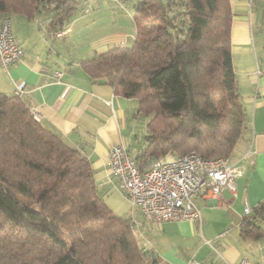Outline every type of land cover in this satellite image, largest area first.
Returning a JSON list of instances; mask_svg holds the SVG:
<instances>
[{"label":"trees","instance_id":"obj_1","mask_svg":"<svg viewBox=\"0 0 264 264\" xmlns=\"http://www.w3.org/2000/svg\"><path fill=\"white\" fill-rule=\"evenodd\" d=\"M95 1V0H94ZM93 1V2H94ZM85 0H0L3 15L51 12L63 28ZM92 5V6H91ZM134 39L80 61L93 81L138 100L147 117L141 171L191 150L231 157L250 130L232 57L231 0H135ZM264 202L240 224L264 236ZM0 264H158L132 216L103 199L89 158L36 119L17 93L0 91Z\"/></svg>","mask_w":264,"mask_h":264},{"label":"crops","instance_id":"obj_2","mask_svg":"<svg viewBox=\"0 0 264 264\" xmlns=\"http://www.w3.org/2000/svg\"><path fill=\"white\" fill-rule=\"evenodd\" d=\"M134 1L95 0L89 10L75 11L63 28L52 31L48 30V7L33 17L11 14L24 56L7 69L0 65V91L15 93L21 87V96L40 114L39 120L89 158L106 204L116 214L132 216L142 247L157 257L158 264H190L193 259L201 264H239L246 257L228 234L236 230L241 237L245 207L254 209L264 202V59H259V14L246 0H231V51L251 125L235 154V160H241L245 169L244 176L237 179L236 194L225 190L219 199L198 196L200 222L159 224L148 221L132 204L111 173L109 162V150L114 144L128 145L134 156L142 149L149 119L137 113L136 98L115 94L110 85L93 81L80 66L82 59L96 51L133 42L135 23L128 14L129 4ZM258 2L264 4V0H257L256 6ZM67 41L73 42L75 55L67 53ZM56 71L60 74L56 75ZM135 143L139 147L132 148ZM199 232L206 240L218 243L220 253L212 248L214 258H198L203 248L199 244L194 248L189 238L197 239Z\"/></svg>","mask_w":264,"mask_h":264},{"label":"built area","instance_id":"obj_3","mask_svg":"<svg viewBox=\"0 0 264 264\" xmlns=\"http://www.w3.org/2000/svg\"><path fill=\"white\" fill-rule=\"evenodd\" d=\"M88 4L94 0H85ZM250 8L256 0H246ZM124 44V43H122ZM24 56V48L17 42L10 15L0 18V65L4 68L18 63ZM56 75L60 73L55 72ZM21 87L15 93L21 94ZM36 119L40 114L33 110ZM250 151L243 156L246 158ZM241 160L228 156L206 158L191 150L171 160L162 158L141 171L130 147L124 143L112 145L109 150L110 171L118 178L132 204L151 222L201 221L196 198L204 196L219 199L225 190L236 194L237 179L244 176ZM253 211L246 206L244 215ZM217 251L210 240H206ZM190 264H201L191 260ZM239 264H257L243 258Z\"/></svg>","mask_w":264,"mask_h":264},{"label":"rangeland","instance_id":"obj_4","mask_svg":"<svg viewBox=\"0 0 264 264\" xmlns=\"http://www.w3.org/2000/svg\"><path fill=\"white\" fill-rule=\"evenodd\" d=\"M257 0L255 1V5H254V9H256V11L259 14V18L261 21V29L258 28L257 29V35L258 37L260 36L261 38V42L259 44V59L262 61L264 59V4H262V2H258V5L256 6ZM136 13V10L133 8L132 4H129V16H133ZM13 15H15L13 13ZM130 21V23H132L131 19H128ZM260 30V31H259ZM256 33V32H255ZM73 42L71 43L70 41H67V53H70L72 55H75L76 53V49L75 47L72 45ZM138 134V132H137ZM241 143V141L239 142V144ZM239 144L237 145L235 151L233 152L231 159L235 160V154L238 153V150L240 149ZM139 144L135 143L132 145V148H137ZM174 156L171 155H167L165 157H163V160H171L173 159ZM259 221L262 225H264V217L259 218ZM230 236H232V241H235L238 246L242 249L241 251L243 252V254L245 255L246 258H249L250 260H252L253 262L257 263V264H264V236L259 237L257 239L248 237V238H241L238 235V232L236 230L234 231H230L229 232ZM200 236L196 238L194 237H190V241L194 244V248L196 247L195 245L199 244L201 248H203L200 252V255L198 256V258H203L204 255H206L207 257H211L216 256V252L212 250V246L206 244V238L205 236H202L201 233L199 232ZM212 245L216 247V249L218 248V243L215 240H212ZM205 246V247H204ZM186 252V251H185ZM218 253L219 250H217ZM190 254V252H186V254ZM182 257V256H181ZM184 257V256H183Z\"/></svg>","mask_w":264,"mask_h":264}]
</instances>
